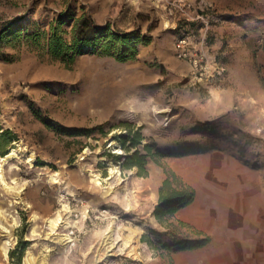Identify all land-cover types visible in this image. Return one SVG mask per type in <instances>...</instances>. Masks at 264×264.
Returning a JSON list of instances; mask_svg holds the SVG:
<instances>
[{
	"label": "rangeland",
	"instance_id": "rangeland-1",
	"mask_svg": "<svg viewBox=\"0 0 264 264\" xmlns=\"http://www.w3.org/2000/svg\"><path fill=\"white\" fill-rule=\"evenodd\" d=\"M78 18L138 35L133 58L51 57V25L69 42ZM145 144L139 174L125 157ZM12 151L1 174L26 189L13 202L0 183V264H264V0H0V156ZM110 161L120 173L97 184L86 169L107 178ZM168 169L191 204L242 212L214 219L218 234L158 221Z\"/></svg>",
	"mask_w": 264,
	"mask_h": 264
},
{
	"label": "trees",
	"instance_id": "trees-1",
	"mask_svg": "<svg viewBox=\"0 0 264 264\" xmlns=\"http://www.w3.org/2000/svg\"><path fill=\"white\" fill-rule=\"evenodd\" d=\"M138 41V35L134 33L123 35L111 33L107 27L95 28L85 20L78 18L72 27L69 42L63 37L60 24L51 25L46 38V48L51 57L69 61L87 49L102 53H114L117 54L118 59H131L135 55ZM135 138H138V134ZM136 141L137 139H134L131 143L135 144ZM151 147V144H145V154L135 150L131 155H127L125 157L126 165L136 166L139 174H146V158L151 156ZM193 197L194 189L174 171L166 170L165 177L158 189V203L154 208L156 219L165 222L178 209L190 204ZM205 242V239H199L196 244L203 245Z\"/></svg>",
	"mask_w": 264,
	"mask_h": 264
},
{
	"label": "crops",
	"instance_id": "crops-1",
	"mask_svg": "<svg viewBox=\"0 0 264 264\" xmlns=\"http://www.w3.org/2000/svg\"><path fill=\"white\" fill-rule=\"evenodd\" d=\"M163 177L161 176L157 182L155 184L156 187L159 186V183L162 181ZM232 205V206H231ZM225 209H222V207H219V210L218 212L216 211H213L211 209H213L212 206H208V210H202V208L197 204L193 205V204H188L180 209H178L174 214L173 216L171 217L172 219L174 220H177V221H182L183 223L185 224H190V225H193L197 228H200V229H207V230H211L213 232H215L216 234H218V229L213 226H210L209 227V224H212L214 222V219H216L217 217L218 218H221L222 216H225V215H236L238 214L239 212L241 213L242 210H243V205H234L233 206V203H225L224 204ZM236 206V207H235ZM251 207V206H250ZM254 205L252 204V209H253ZM257 208V207H255ZM215 209H217L215 207ZM253 211V210H252ZM251 211V214H253V212ZM208 226V227H206ZM250 236H253V234H251Z\"/></svg>",
	"mask_w": 264,
	"mask_h": 264
},
{
	"label": "bare ground",
	"instance_id": "bare-ground-1",
	"mask_svg": "<svg viewBox=\"0 0 264 264\" xmlns=\"http://www.w3.org/2000/svg\"><path fill=\"white\" fill-rule=\"evenodd\" d=\"M115 153H118V154H123L124 151L122 150V148H119L117 149L116 151H114ZM13 153L14 151L10 152V153H7L5 156H0V183L3 184L6 188L7 191L13 193L16 197L15 201L13 202H20L18 199H22L23 200V197L21 196L22 193L24 192V190L26 189V185H25V182L23 184H19L17 179L12 177V179L10 181H7L5 179V177L1 174V165H2V162L6 161L8 158H10L11 156H13ZM110 164V168H109V177L107 176V178H102L100 176V174L98 172H96V170L88 167V169H86V172H88L89 176L91 177V179L93 181H95L97 184H102V182H105L107 183L108 182V179H110L114 173L116 172H119V167L118 165H115L112 161L109 162ZM120 173V172H119ZM118 173V174H119ZM117 175V174H116ZM52 177V176H51ZM55 177V176H54ZM114 177V176H113ZM53 178V177H52ZM109 183V182H108ZM103 187V186H102ZM28 203V202H27ZM29 204V203H28ZM30 206V204H29ZM35 214V213H33ZM33 217V216H32ZM33 218H36V217H33ZM61 216H60V212H58L56 214V216H52V217H48L46 219V221L49 223V225L51 226L52 230L55 229L59 223L61 222ZM114 230V229H113ZM60 235V234H59ZM63 235V234H62ZM105 237V236H104ZM110 242V240L108 241ZM49 250H47L48 252ZM5 255H7L6 253V250H5ZM110 254V253H109ZM108 254V255H109ZM107 255V256H108ZM46 256H47V253H44L43 256H42V259L45 263V259H46ZM100 264H107L108 262V258L107 259H99L98 261Z\"/></svg>",
	"mask_w": 264,
	"mask_h": 264
},
{
	"label": "built area",
	"instance_id": "built-area-1",
	"mask_svg": "<svg viewBox=\"0 0 264 264\" xmlns=\"http://www.w3.org/2000/svg\"><path fill=\"white\" fill-rule=\"evenodd\" d=\"M185 39H179L176 43L177 53L178 56L185 57L186 51H185Z\"/></svg>",
	"mask_w": 264,
	"mask_h": 264
}]
</instances>
